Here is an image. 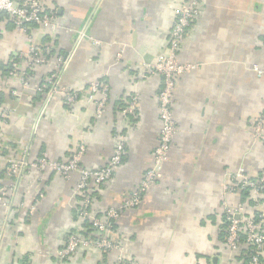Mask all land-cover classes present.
Here are the masks:
<instances>
[{
    "label": "crops",
    "instance_id": "1",
    "mask_svg": "<svg viewBox=\"0 0 264 264\" xmlns=\"http://www.w3.org/2000/svg\"><path fill=\"white\" fill-rule=\"evenodd\" d=\"M184 1L46 0L55 11L54 24L47 30L33 25L27 32L0 14V83L6 87L0 106L11 110L7 119L0 116V188L6 162L22 155L26 145L66 160L84 142L82 166L100 168L120 135L125 160L110 180L92 186V212L119 207L131 196L153 162L161 126L162 78L144 64L166 53L175 11ZM86 23L90 38L62 79L68 89L80 91L79 99L68 108L57 94L39 116L44 96L36 93L37 85L49 76L53 59L36 67L28 87L20 81L26 68L12 73L8 64L29 50V37L53 56L68 52ZM179 58L192 68L175 93L178 129L169 159L141 203L121 211L112 240L137 264H247L244 248L232 250L225 241L222 201L232 173L242 168L256 177L264 169V141L253 134V122L264 112V0H204ZM96 81L108 85L101 117V93L89 91ZM134 100L135 109L126 111ZM78 181L76 173L65 178L25 171L19 181L23 201L17 197L24 209L14 199L0 205V264H119L116 249L107 255L96 248L65 259L57 255L77 226ZM225 199L243 203L249 215L264 213V193L254 206L241 192Z\"/></svg>",
    "mask_w": 264,
    "mask_h": 264
},
{
    "label": "built area",
    "instance_id": "2",
    "mask_svg": "<svg viewBox=\"0 0 264 264\" xmlns=\"http://www.w3.org/2000/svg\"><path fill=\"white\" fill-rule=\"evenodd\" d=\"M204 0H185L176 9V18L170 32L168 48L165 54L158 57L153 63L144 64L150 74L159 75L162 78V87L159 92V118L161 122L159 141L153 151V162L145 171L143 179L139 186L133 191L131 196L119 207H110L102 217H93L92 221L102 237L93 239H84L77 234H72L67 244L58 251V257L65 259L70 257L79 247H95L104 252L111 250L120 251L117 257L119 264H137L133 260H128L122 254L120 245L112 240L113 223L119 219L123 209L137 206L141 203L143 197L150 187L162 177L163 167L169 159L174 136L178 129V123L174 116L175 93L178 88L180 77L192 68L191 64L180 61L179 55L183 43L189 33V29L199 19L202 13ZM4 13L10 16L14 25L27 32L33 25H37L44 30L49 29L54 24L55 11L48 9L46 0H0V14ZM90 38L88 34V23L78 29L74 42L68 52L61 54L54 60L55 69L47 79L37 88L44 92V100L39 110V116L44 114L52 97L60 95L68 108L74 106L80 97V91L68 89L62 84L63 74L72 62L77 50L83 40ZM30 48L24 54L16 55L13 59L12 73L19 71L21 67L26 70L20 74V81L24 87L30 84L31 71L37 65L47 64L51 59L44 54L45 49L35 44L29 37ZM94 44H100V41L94 40ZM6 91L5 85L0 83V93ZM89 91L92 94L101 93V99L97 101V114L102 115L107 97L108 85L105 81L93 82ZM17 95L18 92L13 90ZM92 94V95H93ZM136 107V100L126 111L132 112ZM0 116L7 119L9 108L0 106ZM254 137L264 141V112L253 122ZM30 146L26 145L22 156L10 159L6 167V173L9 176H15L16 181L9 185H4L0 189V205H9L11 203L8 193L16 195L19 181L26 169L34 168L40 172L53 170L65 178L71 177L73 173L79 175L76 190L84 191L93 180L102 182L108 180L117 166L121 163L123 157L127 154L124 139H120L118 145L111 155L109 163L104 167L87 168L82 166L83 157L86 154V145L81 142L73 151L68 160H54L50 158L47 152H44L38 159L29 158ZM249 189L256 200L264 192V170L262 174L254 179L246 173L244 169H239L230 175V180L225 185L226 195L232 192H241ZM10 190H13L11 192ZM222 201L223 213L228 223L226 228V243L232 250H237L242 244L249 249V261L247 264H262L264 251V213L259 214L258 219L254 215L246 212L243 203L231 205L225 196ZM11 198V197H10ZM14 199V198H13ZM92 200L86 196L83 200V210L81 215L89 217V208ZM31 207V211L33 210ZM242 235L244 239L242 240Z\"/></svg>",
    "mask_w": 264,
    "mask_h": 264
},
{
    "label": "trees",
    "instance_id": "3",
    "mask_svg": "<svg viewBox=\"0 0 264 264\" xmlns=\"http://www.w3.org/2000/svg\"><path fill=\"white\" fill-rule=\"evenodd\" d=\"M1 14H4V13H1ZM6 15V14H5ZM8 16V15H7ZM11 20H12V18L10 17V16H8ZM175 18H176V14H175ZM13 21V20H12ZM43 48L45 49V51H44V54L47 56V57H49L50 59H53V61L52 62H54V60L56 59V57L57 56H59V55H61L62 53H59L57 56H53V50L52 49H47V46H43ZM13 64V61L11 60L10 61V63L8 64V66H7V71H10L11 69H12V65ZM53 64V63H52ZM42 65H47V64H42ZM38 66H41V65H37V66H35V68L33 69V71L36 69V67H38ZM52 68H51V72H50V74H49V76L51 75V73L54 71V69H55V67H54V64L51 66ZM6 71V70H5ZM33 71H31V73H33ZM44 81H42V82H39L38 83V85H37V88L41 85V83H43ZM36 93L38 94V96L40 97V98H42V96L41 95H43L44 96V92H42V91H40V90H37L36 91ZM3 92H1L0 93V105L3 103ZM67 107V106H66ZM262 114V113H261ZM260 114V115H261ZM132 115V114H131ZM97 116L98 117H101L100 115H98L97 114ZM161 123V122H160ZM161 127V126H160ZM123 139V137L122 136H118V139H117V141H116V143H115V146H114V148H113V151H114V149L116 148V146L118 145V143H119V141H120V139ZM44 152H46L45 150L43 151L42 149H40V151H39V153H35L34 152V148L33 147H31L30 148V154H29V158L30 159H32V160H36V159H38ZM48 153V152H47ZM22 154V153H21ZM112 154H113V152H112ZM48 155H49V153H48ZM71 155H72V153H71ZM71 155L66 159V160H68L70 157H71ZM21 156V155H20ZM19 156V157H20ZM126 156V155H125ZM125 156L123 157V159H122V161H121V163L125 160ZM19 157H15V158H19ZM14 158V159H15ZM110 158L111 157H109V160L107 161V163L104 165V166H106L108 163H109V161H110ZM53 159V158H52ZM10 160V159H9ZM9 160L6 162V165H5V167H4V170H3V175L5 176V181H4V183H2L1 184V187L2 186H4V185H9V184H12V183H14L15 181H16V177L15 176H9V175H7V173H6V167L8 166V164H9ZM54 160H58V159H54ZM121 163L118 165V166H120L121 165ZM103 166V167H104ZM117 166V167H118ZM117 169V168H116ZM115 169V170H116ZM27 170V169H26ZM25 170V171H26ZM264 170V169H263ZM263 170L259 173V175L258 176H256V177H253L254 179H256L257 177H259L261 174H262V172H263ZM25 171H24V173H25ZM52 172V170H48V172ZM23 173V174H24ZM53 173H55V172H53ZM114 173H115V171L113 172V174L111 175V177L108 179V180H110L111 178H112V176L114 175ZM1 176V175H0ZM22 177H23V175H22ZM108 180H105V181H102V182H96V181H91L90 183H89V185H88V187L84 190V191H82V190H79V191H77V197H78V204L76 205V208H75V219H76V221H78L77 222V226H76V228H74L73 230H71V232L69 233V235L66 237V239H65V241H64V243H63V246L61 247V248H63L66 244H67V242H68V239H69V237L72 235V234H77L78 236H80L81 238H84V239H93V240H96V239H98V238H100V237H102V234L101 233H99L98 232V230H97V228L94 226V224H93V221H92V218L93 217H102L104 214H105V212L107 211V209H105V211H103L102 213H100V214H96V215H94L93 214V212H92V206H93V203H92V205L90 206V208H89V214H90V216L89 217H83L82 215H81V211L83 210V200H84V198L86 197V196H89L90 198H91V200H93V191L92 190H94L93 189V187H94V184L95 185H98V184H102V183H105L106 181H108ZM93 186V187H92ZM20 185H18V189H17V192H16V195H15V197H14V205H16V207H20L19 205V202L20 201H18V199L19 200H22L23 201V197H22V199H21V196L19 195V192L21 191V189H20ZM250 191H249V189H245V190H242L241 191V193H242V198L244 199V200H249L250 201V203L252 204V206H254L255 205V202H254V200L255 201H257V202H259V200H260V197H259V200H256L254 197V200H252V196H250V193H249ZM264 193V192H263ZM40 194V193H39ZM262 195V194H261ZM8 197L10 198L11 197V195H9L8 194ZM17 197H18V199H17ZM17 199V200H16ZM22 201L20 202V203H22ZM18 205V206H17ZM20 208H22V209H24V205H23V207H20ZM246 212H248L247 210H246ZM250 212H248L247 214H249ZM259 214H261V211L260 210H258L257 212H255L254 213V216L256 217V219H258V216H259ZM223 221H224V229H225V231H224V233H225V235H224V237H225V241H226V236H227V231H226V228H227V226H228V223H227V221H226V219H225V215H223ZM116 224H117V221H114V223H113V226H114V228L116 227ZM244 239V236L242 235V240ZM244 248V253H245V255H244V257L246 258V263L249 261V257H248V254H249V249L246 247V245L245 244H242L241 246H240V248ZM60 248V249H61ZM90 248H95V247H79L74 253H76L77 251H86V250H88V249H90ZM59 249V250H60ZM96 249H98V248H96ZM100 250V249H99ZM102 253H104V254H109L108 252H104V251H102V250H100ZM112 251H115V250H112ZM112 251H110V252H112ZM73 253V254H74ZM72 254V255H73ZM71 255V256H72ZM70 256V257H71ZM70 257H68V258H70ZM261 258H262V262L264 261V257H263V255L261 256ZM59 263V262H58Z\"/></svg>",
    "mask_w": 264,
    "mask_h": 264
},
{
    "label": "rangeland",
    "instance_id": "4",
    "mask_svg": "<svg viewBox=\"0 0 264 264\" xmlns=\"http://www.w3.org/2000/svg\"><path fill=\"white\" fill-rule=\"evenodd\" d=\"M53 64H54V67H55V63L54 62H52ZM52 64V65H53ZM42 106V105H41ZM41 106H40V108H41ZM48 108H49V104H48V106H47V110H48ZM47 110H46V112H47ZM10 112H11V110H10V108H9V115H10ZM24 152V151H23ZM23 154V153H22ZM22 156V155H21ZM1 158V157H0ZM51 158V157H50ZM12 159H14V158H12ZM53 171V170H52ZM53 172H55V171H53ZM56 173V172H55ZM3 187V186H2ZM2 187L0 188V189H2ZM11 192H13V190H10ZM17 191V190H16ZM16 193V192H15ZM9 195H11V193L9 192L8 193ZM14 198V195H11V199L10 200H12ZM58 255V254H57Z\"/></svg>",
    "mask_w": 264,
    "mask_h": 264
}]
</instances>
